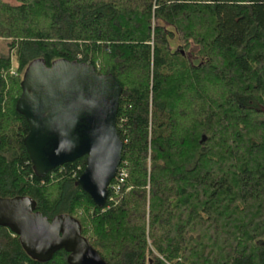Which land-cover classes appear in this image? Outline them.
<instances>
[{
	"label": "trees",
	"instance_id": "obj_1",
	"mask_svg": "<svg viewBox=\"0 0 264 264\" xmlns=\"http://www.w3.org/2000/svg\"><path fill=\"white\" fill-rule=\"evenodd\" d=\"M15 1L0 0V197L73 216L109 264H264V0ZM37 59L123 87L127 176L103 207L77 184L86 157L34 169L16 103ZM68 255L40 261L0 226V264Z\"/></svg>",
	"mask_w": 264,
	"mask_h": 264
},
{
	"label": "water",
	"instance_id": "obj_2",
	"mask_svg": "<svg viewBox=\"0 0 264 264\" xmlns=\"http://www.w3.org/2000/svg\"><path fill=\"white\" fill-rule=\"evenodd\" d=\"M122 85L94 65L43 59L27 67L16 109L29 124L24 145L40 177L86 157L77 184L96 205H106L116 178L124 143L117 128ZM0 226L19 236L27 252L40 261L60 250L69 264H109L82 234L79 221L69 214L52 220L36 210L26 196L0 197Z\"/></svg>",
	"mask_w": 264,
	"mask_h": 264
},
{
	"label": "built area",
	"instance_id": "obj_3",
	"mask_svg": "<svg viewBox=\"0 0 264 264\" xmlns=\"http://www.w3.org/2000/svg\"><path fill=\"white\" fill-rule=\"evenodd\" d=\"M11 73L15 74L14 69L11 70ZM127 176V173L125 170H119L118 174H117V178L119 180V182H117L116 184L112 185V188L116 191H118L120 189V182L124 181V178Z\"/></svg>",
	"mask_w": 264,
	"mask_h": 264
},
{
	"label": "rangeland",
	"instance_id": "obj_4",
	"mask_svg": "<svg viewBox=\"0 0 264 264\" xmlns=\"http://www.w3.org/2000/svg\"><path fill=\"white\" fill-rule=\"evenodd\" d=\"M8 1H10V2H12V3H16L15 0H8ZM8 41H9V40H6V39H3V38H0V52L5 53V54H7V53L10 52L9 45H8ZM175 46H176V44H175ZM192 48H193V47H192ZM193 49H194V48H193ZM189 56H190V55H189ZM190 57H191V56H190Z\"/></svg>",
	"mask_w": 264,
	"mask_h": 264
}]
</instances>
